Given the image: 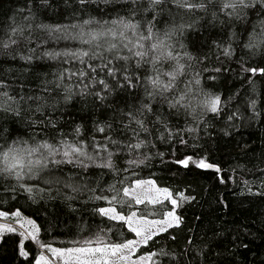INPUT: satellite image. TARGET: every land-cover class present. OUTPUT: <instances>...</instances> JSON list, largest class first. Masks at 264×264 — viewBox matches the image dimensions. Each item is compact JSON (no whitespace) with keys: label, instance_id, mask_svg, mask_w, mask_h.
Masks as SVG:
<instances>
[{"label":"snow or ice","instance_id":"snow-or-ice-1","mask_svg":"<svg viewBox=\"0 0 264 264\" xmlns=\"http://www.w3.org/2000/svg\"><path fill=\"white\" fill-rule=\"evenodd\" d=\"M17 3L0 24V206L22 192L29 207L43 202L45 214L52 204L79 216L77 234H90L65 246H54L55 237L42 242L38 213L9 205L14 210H0V242L18 234L13 255L27 264H222L246 249L238 237L228 249L211 229L189 235L178 252L155 247L162 236L176 240L184 224L178 210L196 198L142 173L159 159L174 166L166 168L173 178L195 168L225 182L212 144L264 116V0ZM197 31L211 42L193 51L188 41ZM213 59L219 66H205ZM48 61L55 66L37 70ZM222 72L247 87V117L239 106L225 113L240 89L227 98L214 91ZM29 240L40 250L30 253Z\"/></svg>","mask_w":264,"mask_h":264},{"label":"trees","instance_id":"trees-1","mask_svg":"<svg viewBox=\"0 0 264 264\" xmlns=\"http://www.w3.org/2000/svg\"><path fill=\"white\" fill-rule=\"evenodd\" d=\"M18 7L17 0H0V24L7 22V17L12 15L15 8ZM49 22H55L49 21ZM40 36V33H36ZM208 39L210 44L211 38L205 32L201 35L200 32H195L189 36V45L191 50H195L194 44ZM67 42H60L56 45L54 42H49L47 47H64ZM21 64L23 62H20ZM43 67L38 68L40 72L48 71V64L55 66L54 62H41ZM205 66H219L213 59ZM224 67H228L225 62ZM232 68L236 65L232 64ZM214 91L221 92L224 98L230 94L236 93L240 89L237 99L232 101L225 107V113L230 109H235L237 106L244 112L245 117L248 116V111L244 107V100L248 94L247 87L241 88V83L231 73H220L218 79L214 82ZM264 108V104L260 105ZM80 105L74 104L70 109L73 115H76ZM80 115H83L82 113ZM79 119V116H77ZM239 123V122H238ZM218 127H225L223 120L220 121ZM230 136L219 134V138L215 140L211 147L212 161L220 164L225 182L220 183L216 178L217 174L212 170H198L192 168L187 170V174L183 172L172 177L171 172L166 168L174 167L171 165H162L159 159L153 161L150 169H145L142 175L147 176L149 172H154L163 178V181L173 186L175 189L187 188V194L195 196V200L185 203L180 208L179 214L184 217V224L175 230V241L169 240L162 236L159 245L155 247L165 246L166 250L180 251L183 249L189 235L203 236L205 232L211 235V230L217 233H222L223 237H217L221 245L232 249V240L236 237L248 247L237 249L230 259H225L222 264H264V185L261 180H264V116L248 122L245 120L243 126L230 130ZM247 145V147H245ZM164 151L163 148L160 149ZM243 165L244 167H237ZM233 169L235 171H233ZM251 170V171H249ZM231 176L232 179H228ZM244 180L249 183L245 185ZM252 191H248V188ZM8 203L0 206V210L11 211L9 205L15 207L23 206L21 210L24 215H32L38 213V216L32 215L33 219L41 227L39 239L42 242H53L56 238L55 246H65L63 242L82 239L90 233H78V225L83 223L79 216L75 220L61 214L60 209L53 211V205L48 204L47 214L41 205L26 202V194L18 193L17 199L13 201L10 194L3 197ZM59 203V202H57ZM26 209V210H25ZM141 210L145 211L144 206ZM160 211L158 206H147V211ZM149 218H153L149 216ZM84 220H88V216H84ZM45 230L47 233L45 234ZM95 231V229H92ZM115 239V237H113ZM18 240V234H6L3 241L0 242V264H27L26 261L17 260L13 255V249ZM199 243V241H197ZM26 249L30 253L39 251L37 244L31 240L25 242ZM70 246V245H67ZM145 250H148L147 248ZM222 250V249H221ZM183 264V258L181 259ZM210 264H215L213 259Z\"/></svg>","mask_w":264,"mask_h":264},{"label":"rangeland","instance_id":"rangeland-1","mask_svg":"<svg viewBox=\"0 0 264 264\" xmlns=\"http://www.w3.org/2000/svg\"><path fill=\"white\" fill-rule=\"evenodd\" d=\"M3 218H0V220H2ZM9 222H11V221H9ZM32 242H34V241H32ZM34 243H36V242H34ZM55 246V245H54ZM37 247H38V245H37ZM38 249H39V247H38ZM40 250V249H39Z\"/></svg>","mask_w":264,"mask_h":264},{"label":"water","instance_id":"water-1","mask_svg":"<svg viewBox=\"0 0 264 264\" xmlns=\"http://www.w3.org/2000/svg\"><path fill=\"white\" fill-rule=\"evenodd\" d=\"M213 171V170H212Z\"/></svg>","mask_w":264,"mask_h":264}]
</instances>
